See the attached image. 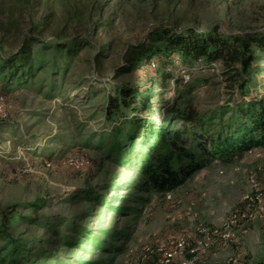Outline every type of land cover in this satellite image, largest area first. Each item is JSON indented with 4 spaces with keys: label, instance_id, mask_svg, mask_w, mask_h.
Wrapping results in <instances>:
<instances>
[{
    "label": "rangeland",
    "instance_id": "1",
    "mask_svg": "<svg viewBox=\"0 0 264 264\" xmlns=\"http://www.w3.org/2000/svg\"><path fill=\"white\" fill-rule=\"evenodd\" d=\"M167 21L179 30L193 26L202 32L215 25L222 32L264 29V0H0V38L14 50L28 31L40 43L74 36L90 41L70 52L47 48L43 56L41 44L33 46V57L56 63L58 70L34 66L31 80L0 92V211L19 204L21 213H33L23 204L39 201L38 214L81 223L108 243L116 240L110 234L128 229V241L113 264H142L146 244H176L179 234L197 236L199 227L231 234L228 239L214 236L201 249L192 244L178 248L172 264H264V147L234 159L218 158L166 197L147 198L134 185L142 175L138 166L109 158L106 148L89 144L114 124L106 120L105 106L107 93L113 94L118 85L148 87L153 80L154 100L163 106L154 114L158 121L166 104L185 101L180 93L204 108L232 99L222 73L208 76L193 92L183 89L180 76L189 79L185 70H169L173 75L167 79L161 69L138 62L119 75L130 47L141 45L154 26ZM256 53L258 59L264 57ZM255 83L252 94L263 93L264 72ZM234 94L240 97L237 89ZM83 192L92 193L79 196ZM233 215L238 221L228 225ZM56 227L63 233L74 229L61 222ZM26 230L63 258L92 262L110 257L76 230L70 232L78 239L75 246L58 245L47 225L21 224L13 235Z\"/></svg>",
    "mask_w": 264,
    "mask_h": 264
},
{
    "label": "trees",
    "instance_id": "2",
    "mask_svg": "<svg viewBox=\"0 0 264 264\" xmlns=\"http://www.w3.org/2000/svg\"><path fill=\"white\" fill-rule=\"evenodd\" d=\"M30 35L28 31L15 50L10 43L4 45L0 38V92L10 90L9 84L31 80L34 66L49 68L52 72L58 70L56 63H49L44 57H33V46L41 44L39 53L43 56L47 48L70 52L90 44L84 36H74L65 42L52 39L48 44L46 40L40 43V39L30 38ZM129 50L127 63L119 69V75L129 72L131 66L138 62L145 64H140L142 66L161 69L162 77L168 75L167 79L173 75L169 70L176 69L178 74L185 70L189 79L185 81L183 74L180 76L183 89L193 92L209 81L208 76L222 73L230 82L225 86L232 97L225 103H214L204 108L194 103L192 96L186 97L179 92V99L185 101L166 104L165 116L158 121L154 114L163 106L154 100L157 94L153 80L148 87L122 84L115 88L113 94L107 93L105 118L114 124L108 132H103L98 141H90L89 144L106 148L104 154L109 158L131 167L138 166L142 175L134 185L147 193V198L154 194L166 197L167 191L184 184L194 171L218 158L234 159L254 147H264V92L253 95L251 89L253 86L257 90L255 80L258 73L264 72L261 64L264 57L258 59L256 53L259 51L264 55V29L222 32L215 25L202 32L193 26L179 30L175 22H160L141 45L132 46ZM261 86L264 89V85ZM236 89L239 98H235ZM127 109L131 112H126ZM90 193L83 192L79 196H89ZM19 206L15 204L0 211V264H45L46 260L47 264H113L114 256L124 250L128 229L115 236L110 234L116 240L108 243L99 233L88 230L81 223L69 224L68 219L57 220L56 217L38 214L39 201L23 204L25 208L34 210L33 213H21ZM57 222L68 227L72 225L74 229L63 233L61 227H56ZM21 224L28 227L47 225L56 237L54 242L60 246L78 244L77 237L70 233L76 230L85 236L86 242L99 246L110 257L92 262L80 257L63 258L44 247L38 237L32 238L28 230L24 235L14 236L13 232ZM156 262L157 257H150L142 264Z\"/></svg>",
    "mask_w": 264,
    "mask_h": 264
},
{
    "label": "bare ground",
    "instance_id": "3",
    "mask_svg": "<svg viewBox=\"0 0 264 264\" xmlns=\"http://www.w3.org/2000/svg\"><path fill=\"white\" fill-rule=\"evenodd\" d=\"M237 221H238L237 216L233 215V217L229 219L228 225H235ZM205 234H206L205 238L190 239L189 243L186 244H181V238L178 239L176 244L171 242L173 243V246H179V247L168 248L171 246V243H161L157 245L152 243L146 244L142 250L143 252L142 258L146 259L147 261L150 257H157L156 264L161 263L162 259H163V264H172L178 252V248L186 249L192 244V247L194 249H201L205 247V245L208 244V242L214 236H218L222 239H228L231 233L228 229L225 230L214 229L213 231H208L203 227H199L197 229V236H203ZM189 235L194 236L192 234H187L185 236H189ZM181 264H187V261H182Z\"/></svg>",
    "mask_w": 264,
    "mask_h": 264
},
{
    "label": "built area",
    "instance_id": "4",
    "mask_svg": "<svg viewBox=\"0 0 264 264\" xmlns=\"http://www.w3.org/2000/svg\"><path fill=\"white\" fill-rule=\"evenodd\" d=\"M206 234L203 236H182L181 234H179V238H181V244H186L189 243L190 239H201V238H205ZM173 247H179V246H173V243H171V246L168 248H173ZM159 264H163V259L161 260V263Z\"/></svg>",
    "mask_w": 264,
    "mask_h": 264
},
{
    "label": "crops",
    "instance_id": "5",
    "mask_svg": "<svg viewBox=\"0 0 264 264\" xmlns=\"http://www.w3.org/2000/svg\"><path fill=\"white\" fill-rule=\"evenodd\" d=\"M202 176V175H201ZM204 201V199L201 201V202H203ZM204 203H206V200L204 201ZM208 203H210V202H208Z\"/></svg>",
    "mask_w": 264,
    "mask_h": 264
}]
</instances>
